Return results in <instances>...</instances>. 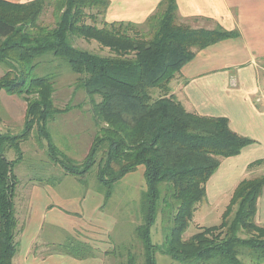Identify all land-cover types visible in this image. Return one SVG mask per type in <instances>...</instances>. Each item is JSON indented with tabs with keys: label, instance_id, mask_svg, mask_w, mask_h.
Listing matches in <instances>:
<instances>
[{
	"label": "trees",
	"instance_id": "1",
	"mask_svg": "<svg viewBox=\"0 0 264 264\" xmlns=\"http://www.w3.org/2000/svg\"><path fill=\"white\" fill-rule=\"evenodd\" d=\"M51 7L53 25L45 20ZM108 8V0H0V64L6 67L0 92L22 96L27 104L23 133H0V264H13L21 232L14 203L19 157L10 160L5 152L13 149L20 156L21 143L35 127L47 141L52 162L66 174L82 178L97 166L106 198L117 182L144 167L143 222L136 229L144 246L143 262L133 255L127 264H158V253L177 264H264V227L256 222L264 176L237 186L219 225L184 238L197 207L207 201V183L221 160L254 142L232 131L227 118L189 113L172 94L171 83L198 52L238 32L219 25L200 28L198 18L182 20L177 0H162L140 25L105 21ZM76 38L97 42L108 54L79 48ZM53 62L66 63L78 76L77 88L90 98L100 126L82 164L60 152L47 129L49 120L68 111L54 106L56 75L33 76ZM159 212L167 233L162 244H154L152 228ZM52 253L77 260L95 256L90 245L76 238L48 255ZM242 256L251 257L250 262L244 263Z\"/></svg>",
	"mask_w": 264,
	"mask_h": 264
},
{
	"label": "rangeland",
	"instance_id": "2",
	"mask_svg": "<svg viewBox=\"0 0 264 264\" xmlns=\"http://www.w3.org/2000/svg\"><path fill=\"white\" fill-rule=\"evenodd\" d=\"M52 12L53 7L45 14V20L50 25L54 24V20L51 19ZM88 23L92 24L90 21ZM97 25L101 27V21H98ZM74 45L92 53L108 54L107 49L103 50L94 41L86 42L76 38ZM60 64V62L47 64L44 68L37 69L33 76L39 77L48 73L56 75L54 106L68 111L49 120L47 129L59 151L77 164H82L89 154L94 137L99 133L100 126L92 113L93 105L90 98L83 90L77 88L78 76L70 71L66 63ZM5 72L6 67L0 64V78ZM262 76L264 77V73ZM94 100L97 103L101 99L96 97ZM26 109L24 97L1 91L0 133L10 136L22 134ZM21 151L20 156L13 149L5 152L10 160L19 157L14 169L19 181L14 198L18 228L21 229L17 237L18 252L23 254L32 237L39 234L37 245L33 248L35 253L46 255L56 247L76 238L79 242L90 245L95 253L93 258L74 260L76 264H127L133 255L139 262H143L144 246L136 229L143 222L141 198L146 190L144 167L117 182L110 198H106L105 191L101 190L97 181L98 167L95 166L82 178L66 174L58 164L52 162L47 141L39 137L36 127L28 139L21 143ZM259 175L260 173L254 174L253 178ZM84 181L86 185L82 183ZM49 185L50 188L47 190L51 192L42 190ZM226 201L218 203L221 206L215 212L209 209L206 212V202L199 205L184 238L189 239L202 227L219 225L222 216L219 221L215 219L219 218V212L227 205ZM163 208L164 203L161 202L160 210ZM198 212L205 215L203 221L197 219ZM165 227L162 213L159 212L157 222L152 228L154 244L163 243L167 233ZM24 230L22 239L21 233ZM241 237L246 236L241 234ZM156 257L158 264H177L160 253ZM250 258L241 257L244 263H249Z\"/></svg>",
	"mask_w": 264,
	"mask_h": 264
},
{
	"label": "crops",
	"instance_id": "3",
	"mask_svg": "<svg viewBox=\"0 0 264 264\" xmlns=\"http://www.w3.org/2000/svg\"><path fill=\"white\" fill-rule=\"evenodd\" d=\"M108 1L105 21L140 25L155 13L162 0ZM177 7L182 20L198 18L200 28L213 29L219 25L239 34L198 52L184 66L181 76L171 83L172 94L189 113L227 118L232 131L254 142L239 155L222 159L207 183L206 212L207 209L218 211L221 206L218 203L227 200L215 219L219 221L237 186L254 174L264 176V163L249 168L259 160L264 161V0H177ZM45 188L42 190L51 192L47 190L50 185ZM200 214L197 213V219L203 221L205 215ZM256 222L264 227V189L257 202ZM38 237L39 234L32 237L23 254L15 255L13 264H76L77 259L69 256L35 253Z\"/></svg>",
	"mask_w": 264,
	"mask_h": 264
}]
</instances>
